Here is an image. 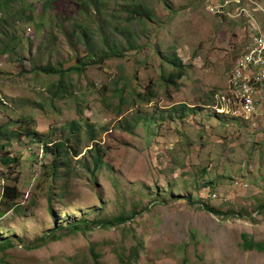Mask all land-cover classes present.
I'll use <instances>...</instances> for the list:
<instances>
[{
    "label": "rangeland",
    "instance_id": "rangeland-1",
    "mask_svg": "<svg viewBox=\"0 0 264 264\" xmlns=\"http://www.w3.org/2000/svg\"><path fill=\"white\" fill-rule=\"evenodd\" d=\"M46 1L12 0L0 9V49L16 43L13 53H0L1 153L20 159L17 166L0 164V200L3 185L19 190L17 212L0 203V241L16 242L0 252V264H90V248L99 264H128L129 247L136 245L130 264H264V252L239 247L242 234L264 241V93L262 99L256 93L263 101L259 115L248 110L246 119L228 87L249 41L239 40L244 20L236 13L241 4L264 0L225 6L224 0H210L212 6L208 0H68L56 4L57 12L54 3L43 10ZM83 28L91 48L114 44L121 55L68 74L69 96L54 97L49 89L55 92L58 76L34 69H67L85 57ZM173 56L183 67L174 82L177 67L164 61ZM149 90L152 101H139L136 95ZM178 105L192 107L184 120L170 112ZM136 113L162 123H135ZM73 121L82 130L72 137L78 154L50 184L43 175L51 157L41 159V146L29 143L23 130L29 126L55 141ZM86 121L102 161L96 170ZM206 178L216 180L211 194L217 198L200 190L191 193L193 204L186 202L187 190ZM98 215L127 220L40 240L57 225ZM17 239L40 246L28 249Z\"/></svg>",
    "mask_w": 264,
    "mask_h": 264
},
{
    "label": "trees",
    "instance_id": "trees-1",
    "mask_svg": "<svg viewBox=\"0 0 264 264\" xmlns=\"http://www.w3.org/2000/svg\"><path fill=\"white\" fill-rule=\"evenodd\" d=\"M12 0H2L0 1V9H2L3 7L7 6V4L9 2H11ZM54 10L57 12V7L56 4H66L69 3L68 0H50V1H46L44 3L43 6V10L46 8V6L49 4H52ZM220 12V11H219ZM218 12V13H219ZM1 13V12H0ZM32 18H29V21H31ZM35 22V20H34ZM33 22V23H34ZM30 23V22H29ZM85 43H86V49H87V55L85 57H82V59L80 60L79 58L76 59V63L67 68V69H63L62 66H55V65H45V66H39L36 67L34 69V72H41L44 73L46 75H57L58 76V81L57 83H55V85L53 86V90L55 89V92H51V90L49 89L50 93L54 96L57 97L58 95H60L62 98H64L66 95L69 96V93L65 87L64 84V78L66 76H68V74L74 73H80L82 72L83 69L86 68V66L89 63H96V62H102L104 60H110L111 58L114 57H119L121 55V50L119 48H117L114 44L113 45H105V49H101V50H95L93 48H91L90 44H89V40H90V36L88 34V30L86 28H83L81 30V32L79 33ZM254 35V34H253ZM13 40V38H10ZM103 43L107 44V41H104ZM130 45V43H128ZM16 45V43L11 46L8 47V45H4L1 49H0V53H7V51H11L13 53V47ZM132 49H134L135 47L132 46L130 47ZM96 57V59H95ZM88 61V63H87ZM165 62L167 63H173L176 65L177 70L175 71V73H173V75H171V80L177 81L179 80L182 75L183 72L181 71V69L183 68L180 64H179V59L177 57H166L164 59ZM234 68V67H233ZM233 70V69H232ZM164 80V79H163ZM125 85L127 86V83H125ZM173 87H176V84L173 85ZM177 88V87H176ZM230 89V87H229ZM132 90H130L129 92H131ZM121 94H119L118 98L119 100H122L123 98H125L124 96H120ZM136 97L138 98L139 101H143L146 103H149L152 101L153 99V93L149 90V91H144L142 98H140V95H136ZM132 100H135V96L133 95ZM179 107H175V106H171L170 107V112L171 113H176V118L178 120H184L183 117L186 116V112L190 114V112L192 111V107H188L187 105H178ZM26 122H31V118L29 119H25ZM131 120L133 122H138V120H144L145 122H147L148 124L157 126L158 124L162 123V120L159 119H154L152 116H146V117H141L140 114L136 113L134 114L133 117H131ZM235 120V119H232ZM84 127V133H86L89 138L88 140L92 143L93 147L91 148V151L93 153V156L91 158V163L93 165V169H98L99 165L102 164L101 158L99 156V147L98 145L95 143V132H94V128L92 126L91 123H88V121H86L83 125ZM80 125L76 122H71L69 125V128H67V130L65 131V133H63L57 140L55 141H51L48 140V138H46L44 135L36 132L35 130H33L31 127L27 126L24 128L23 130V136H26L29 140V143H33V144H37L41 146V152H42V156L41 159L44 158V156H49L51 157V161H50V166H49V172L48 174H45L43 176H47L49 183L52 184L58 177H59V171L62 168V166H66V168L68 167V157H75L78 153L77 150L75 149V147L72 146V144L75 142V139L72 138L73 134L78 135L79 131H80ZM82 132V130H81ZM4 133V132H3ZM4 144V143H3ZM3 144H0V164L5 165V166H10L15 165L17 166L19 163V158L18 157H12L9 158L6 154H2L1 153V148L4 146ZM98 148V150H97ZM90 151V150H89ZM36 157V155H35ZM44 168V166H43ZM201 172V178H203V175H205L206 170L204 168H201L200 170ZM92 174H94V171H92ZM215 181L216 180H209V179H203L202 182L200 184H198L196 181L193 183L192 185V189L187 190V196H184L186 199V202H188L189 204H193L192 203V199H191V193L194 192H199L200 190L204 193L201 194L203 196H205V198L213 200L215 198H217V196L212 197L211 192H213V186L215 185ZM234 184V181L232 182V186ZM19 198V190L17 189L16 185H3L2 189H1V200L0 203L3 206V208H6L7 210H12V212H17V206L15 203ZM206 200V199H205ZM200 202H202L200 199L198 200ZM199 202V203H200ZM200 208L204 211L213 213L216 216H220L221 214L217 211H215L212 208H209L207 204L205 203H200ZM263 207L258 208L257 210H260ZM259 212V211H258ZM263 211H260V213ZM3 213V212H2ZM133 217V214L130 215L127 219H130ZM126 217H118V218H100L99 215L95 216L92 220H89L87 218H82V219H78L76 221H73L71 223H66L65 226L63 225H57L55 226L53 229H51V231L47 234H44L40 237V240L45 242V241H49V240H55V239H59L60 238V234H58L59 232H63L65 230V233H69V234H73L76 232H83L85 233V231H91L93 230L95 227L107 230V229H111L114 228L116 226H120V224L122 222H124V220H127ZM17 242L19 243H24L25 246L28 249H32V248H38L40 245V243H25L24 240L21 239H17ZM15 241H11L9 239H3L2 241H0V252L1 251H5L9 248H12L15 245ZM93 247V245H92ZM239 247L243 250V251H256V252H264V241H254L251 237L247 236L246 234H242L241 235V242L239 244ZM90 254L92 256V262L90 264H99V254L96 253V251L93 248L89 249ZM137 251H138V246L136 245V247H129V255H128V264H130V262L134 259H136L137 257ZM71 264H74V262H72Z\"/></svg>",
    "mask_w": 264,
    "mask_h": 264
},
{
    "label": "bare ground",
    "instance_id": "bare-ground-1",
    "mask_svg": "<svg viewBox=\"0 0 264 264\" xmlns=\"http://www.w3.org/2000/svg\"><path fill=\"white\" fill-rule=\"evenodd\" d=\"M218 13V12H217ZM256 33V32H255ZM259 41V48L264 53V36L261 35H252L251 42H247L245 47L242 48L241 53L237 57L234 63V68L230 75L228 81V87L231 89V96L235 103L238 104L239 109H241L242 113L245 115L246 119L248 117L247 113V102H246V90H252V85L254 83V88L256 89V93L259 91L261 87L264 85V64H256L248 63L246 64V56H255L256 55V47L252 42ZM233 72L238 77V80H245V83H241V81H234ZM247 73H249V77H247ZM223 101V99H222ZM257 101V99H256ZM259 102L257 101V104ZM42 151L41 149L38 150ZM38 153L36 155V161L38 160ZM41 157V154H40Z\"/></svg>",
    "mask_w": 264,
    "mask_h": 264
},
{
    "label": "crops",
    "instance_id": "crops-1",
    "mask_svg": "<svg viewBox=\"0 0 264 264\" xmlns=\"http://www.w3.org/2000/svg\"><path fill=\"white\" fill-rule=\"evenodd\" d=\"M214 2H217V0H214ZM228 3H229V1L224 0V3L222 6H225ZM235 6H237V5L235 4ZM262 6H264V4L262 2L258 3L257 1H252V3L245 4L243 6L241 4V6H239L241 9H243V12L236 13V14L242 15V19L244 20V23L241 24L242 26L239 28V40H241V38L244 37L241 40V42H243L245 39L250 40L251 36L253 34H255V32H257V31L260 34L262 33L264 36V12L259 11V9L261 10ZM218 8L221 9L222 8L221 5H218ZM235 11H237V10L235 9ZM239 17H241V16H239ZM240 20H241V18L239 19V21ZM263 93H264V85L258 91L259 99H262ZM262 102L263 101L259 100V105L262 106ZM261 109H262V107H261ZM261 109H259L258 115H259Z\"/></svg>",
    "mask_w": 264,
    "mask_h": 264
},
{
    "label": "built area",
    "instance_id": "built-area-1",
    "mask_svg": "<svg viewBox=\"0 0 264 264\" xmlns=\"http://www.w3.org/2000/svg\"><path fill=\"white\" fill-rule=\"evenodd\" d=\"M210 6H212V2L208 0ZM248 42H251V38ZM253 45L256 47V55L255 56H246V64L248 63H255L256 64H264V53L259 48V41L252 42ZM245 47V46H244ZM234 81H241V83H245V80H238V77L233 72ZM247 77H249V73H247ZM246 102H247V110H253V116L257 113L260 109L261 105H257L256 101V89L254 88V83L252 85V90H246Z\"/></svg>",
    "mask_w": 264,
    "mask_h": 264
}]
</instances>
